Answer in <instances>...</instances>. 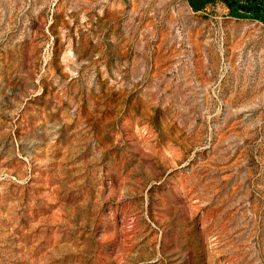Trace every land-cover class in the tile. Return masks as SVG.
Returning a JSON list of instances; mask_svg holds the SVG:
<instances>
[{"label": "rangeland", "instance_id": "obj_1", "mask_svg": "<svg viewBox=\"0 0 264 264\" xmlns=\"http://www.w3.org/2000/svg\"><path fill=\"white\" fill-rule=\"evenodd\" d=\"M0 264H264V22L0 0Z\"/></svg>", "mask_w": 264, "mask_h": 264}, {"label": "trees", "instance_id": "obj_2", "mask_svg": "<svg viewBox=\"0 0 264 264\" xmlns=\"http://www.w3.org/2000/svg\"><path fill=\"white\" fill-rule=\"evenodd\" d=\"M194 11L218 0H187ZM229 8V15L264 22V0H220Z\"/></svg>", "mask_w": 264, "mask_h": 264}]
</instances>
